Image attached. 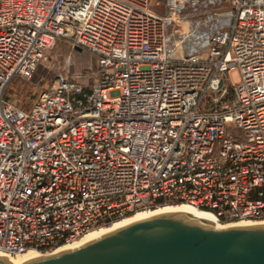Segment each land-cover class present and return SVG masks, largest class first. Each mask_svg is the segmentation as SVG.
<instances>
[{
    "label": "built area",
    "instance_id": "obj_1",
    "mask_svg": "<svg viewBox=\"0 0 264 264\" xmlns=\"http://www.w3.org/2000/svg\"><path fill=\"white\" fill-rule=\"evenodd\" d=\"M164 6L0 0V255L55 252L160 201L264 221V0ZM58 41L96 53L91 80L7 98Z\"/></svg>",
    "mask_w": 264,
    "mask_h": 264
},
{
    "label": "water",
    "instance_id": "obj_2",
    "mask_svg": "<svg viewBox=\"0 0 264 264\" xmlns=\"http://www.w3.org/2000/svg\"><path fill=\"white\" fill-rule=\"evenodd\" d=\"M192 211L140 215L83 244L30 253L17 264H264V221L217 227L211 214ZM0 264L12 263L0 255Z\"/></svg>",
    "mask_w": 264,
    "mask_h": 264
},
{
    "label": "rangeland",
    "instance_id": "obj_3",
    "mask_svg": "<svg viewBox=\"0 0 264 264\" xmlns=\"http://www.w3.org/2000/svg\"><path fill=\"white\" fill-rule=\"evenodd\" d=\"M164 1L165 0H153V9L157 13H165ZM95 67L96 60L93 55L88 52L75 51L73 46L68 42L58 41L51 49L49 59L38 64L30 78L13 77L8 82L5 96L23 107H28L35 98L37 92L40 89L51 85L55 81L57 75L83 74V78L89 82ZM238 77L239 75L237 71L230 73V78L233 81H237ZM167 204L175 205L174 203ZM163 206L167 205L163 204ZM218 223L221 226L226 225L223 222L218 221ZM103 228L104 225H100L91 233Z\"/></svg>",
    "mask_w": 264,
    "mask_h": 264
},
{
    "label": "bare ground",
    "instance_id": "obj_4",
    "mask_svg": "<svg viewBox=\"0 0 264 264\" xmlns=\"http://www.w3.org/2000/svg\"><path fill=\"white\" fill-rule=\"evenodd\" d=\"M175 205H168V204H164V205H167V206H160V207H157V208H155V209H152V210H146V211H136V212H134V213H132L131 215H129V216H126V217H124V218H121V219H119V220H116L115 222H113V223H111V224H109V225H106V226H104V228L103 229H99V230H97L96 232H94V233H91L92 231H94V230H92V231H90V232H88V233H86L85 235H83L79 240H77L75 243H73V244H71L70 246H68V247H70V248H72L73 246H76V245H79V244H83L82 242H84V241H87V240H90V239H93V238H96V237H98V236H100L99 234L100 233H102V232H105V231H107V230H109V229H111V228H113V227H115V226H117V225H120V224H122V223H124V222H126V221H128V220H130V219H133V218H135V217H138V216H140V215H144V214H148V213H156V212H159V211H163V210H168V209H173V208H192L193 209V211L191 212L193 215L195 214V213H203V212H207V213H209V214H211L212 216H213V218L215 219V225L217 226V227H219V226H221V225H219V223H218V221L219 220H217L216 218H215V216L209 211V210H206V209H200V208H197L196 206H194V205H191V204H187V203H174ZM162 207V208H161ZM220 222V221H219ZM238 223H240V222H238ZM251 223V222H250ZM233 224H235V223H233ZM233 224H226V225H222V226H229V225H233ZM89 233H91V234H89ZM65 247H67V246H65ZM62 248H64V247H62ZM62 248H60V249H62ZM59 249V250H60ZM30 253H34V254H37L35 251H33V250H28V251H26L25 253H23L21 256L22 257H24L25 255H27V254H30ZM2 256H5V257H7L8 259H9V261L12 263V264H17V262L20 260V258L19 257H21V256H8V255H5V254H1ZM37 255H39V254H37ZM21 257V258H22Z\"/></svg>",
    "mask_w": 264,
    "mask_h": 264
},
{
    "label": "trees",
    "instance_id": "obj_5",
    "mask_svg": "<svg viewBox=\"0 0 264 264\" xmlns=\"http://www.w3.org/2000/svg\"><path fill=\"white\" fill-rule=\"evenodd\" d=\"M65 44H66V43H65ZM73 49H74L75 51L88 52L89 54H91V55L94 56L95 60H96V58H97L96 53H94L93 51H91V50H89V49H87V48L80 47V48L78 49V48H76V47H73ZM5 93H6V88H5ZM160 204H161V206H163V201H160Z\"/></svg>",
    "mask_w": 264,
    "mask_h": 264
}]
</instances>
